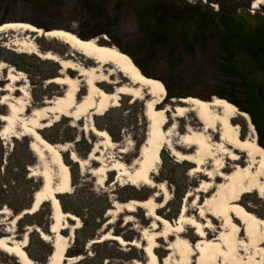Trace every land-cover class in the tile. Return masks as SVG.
<instances>
[{
    "label": "rangeland",
    "instance_id": "1",
    "mask_svg": "<svg viewBox=\"0 0 264 264\" xmlns=\"http://www.w3.org/2000/svg\"><path fill=\"white\" fill-rule=\"evenodd\" d=\"M185 1L194 3L192 0ZM220 2L229 6L224 7L225 10L234 13L248 10L253 14L261 6L259 4L252 7L251 3L247 7L245 0ZM148 4V0H0V23L20 20L44 30L66 28L72 24L74 33L80 38L104 36L107 44L114 45L127 54L144 75L162 82L165 94L157 107L168 106L171 109L180 105L175 99L186 96L204 100H209L213 96L226 99L239 111L247 114L255 140L264 149V75L257 63L235 45L222 49L218 40L219 32L194 22V17L192 20L185 17V20L157 21L158 31L151 34L149 30L141 27L138 20V10ZM218 8L216 3L211 4L213 12ZM12 35L17 39L28 38V33L23 34L19 30L0 33V61L24 75V80L19 84L27 86L30 105L33 107L43 105L44 100L61 93V85L46 82L51 77L59 75V65L52 60L24 52L18 45L11 44L6 38H11ZM35 42L38 50L42 52L52 51L59 56L72 53L74 57L69 58L80 64L86 59L59 40L41 37L35 39ZM69 74L73 76L75 72L70 71ZM5 75L6 70H1L0 87ZM112 79L120 80L122 76L115 72ZM79 84L77 97L84 92V83L80 80ZM103 87L107 91L112 90L107 83ZM148 98L146 94L137 100L120 95L117 106L110 107L101 115L92 116L94 127L96 122L103 124L110 121L117 141L110 137L111 142H107L83 129L86 125L85 117L74 125H71L70 118L61 117L39 131L41 136L51 143H69L68 150L61 155L69 167L72 189L57 197L59 202L61 201L63 211L79 218V226L73 230L71 242L66 250L69 257L81 255L82 258L73 264H133L141 263L145 259L141 232L144 228H149L152 221L145 214V210L137 208L134 212H124L113 218L106 216V210L112 207L114 201L143 199L156 192V188L129 185L124 176L116 181V172L112 170L106 171L103 181L97 183V175L89 171L100 163H89L86 169L80 171L79 166L71 161L68 155L72 150L79 157L85 158L95 146L105 168L115 160L132 166L145 137L144 103ZM111 110L108 118L96 119L104 117ZM246 110L252 112L257 128ZM5 112L6 106L0 103V114ZM175 121L176 126L172 135L174 147L184 152L185 150L178 144V137L184 133V126L188 124L194 126L196 119L194 114L189 112L185 117L177 118ZM235 122L239 125L242 138L246 133V122L241 117H237ZM1 124L0 121V126ZM29 140L28 136L19 139H0V209L5 210L4 213H0V236H11L21 241L26 235L25 252L34 264H44L52 246L47 239H41L40 233L46 238L47 234L52 237V233L48 231L51 223L50 203L43 202L39 211H34L32 215L26 213L31 216L30 219L23 218L19 223L17 222L19 218L15 219L19 211L28 209L32 194L40 184L37 176L28 177L27 167L37 165L33 154L25 153L24 142ZM120 149L123 152H120ZM160 159L159 169L153 179L155 183H165L170 198L159 208L158 213L174 221L185 194L187 192L193 194L199 182L208 181V178L202 172L191 171L192 163L177 161L166 148L161 151ZM206 168H210L209 161L203 166V169ZM218 181L220 179L214 180L213 183ZM197 195L199 200H202L205 194L199 192ZM98 198H105L108 208L103 209L104 203ZM156 200L161 203V197ZM191 200L192 196L185 201L187 209L192 208ZM241 203L264 219V196L252 192L244 195ZM111 218L112 221L106 224ZM126 218H129V221ZM68 225L71 227L74 222L69 220ZM68 231L69 228L63 230V234L67 235ZM105 231H111L127 242L136 241L137 246L120 245L114 240L88 244L89 240L98 239ZM89 234L94 235L88 237ZM167 246L168 241L157 239L155 253L159 262L168 255ZM0 264L19 263L16 257L0 250Z\"/></svg>",
    "mask_w": 264,
    "mask_h": 264
},
{
    "label": "bare ground",
    "instance_id": "2",
    "mask_svg": "<svg viewBox=\"0 0 264 264\" xmlns=\"http://www.w3.org/2000/svg\"><path fill=\"white\" fill-rule=\"evenodd\" d=\"M262 1L253 0L252 7L262 4ZM73 29L72 24L66 28L43 30L20 20L0 23V33L17 30L23 34L28 33V38L17 39L13 35L6 38L11 44L59 65V75L46 82L61 85V93L44 100L43 105L33 107L30 105L27 86L19 84L24 80V75L0 61V71L6 70L0 87V103L6 106V112L0 114V139L30 137L28 149L37 165L27 167L28 177L37 176L40 179L39 187L33 192V203L30 202L31 206L22 213L31 214L43 202L50 203L51 223L48 231L52 233V237L47 234L46 238L40 233L41 239H47L52 246L44 264H73L82 257L66 255L73 230L79 226V218L63 211L57 198V195L68 193L72 189L69 167L61 155L68 150L69 143H51L39 131L61 117L70 118L71 125L85 117L86 125L83 129L111 142L107 132L93 126L92 116L101 115L110 107L117 106L120 95L137 100L144 94L149 96L144 103L147 128L132 166L115 160L105 168L95 146L85 158L79 157L72 150L68 155L79 166L80 171L86 169L89 163H100L89 171L97 175V183L103 181L106 171L112 170L116 172V181L124 176L129 185L156 188V192L143 199L114 201L112 207L106 210V216L113 218L142 208L152 219L149 228H144L141 232L145 259L133 264H262L264 219L241 203L243 196L252 192L264 196V149L255 140L247 114L239 111L226 99L215 96L208 101L186 96L175 99L180 105L174 108L157 107L165 94V88L159 79L144 75L127 54L116 46L107 44L106 37L83 39ZM41 37L63 42L72 51L84 56L85 61L81 64L72 61L69 58L74 57L72 53L59 56L52 51L38 50L35 39ZM70 71L75 74L71 76ZM115 72L121 74L122 79L113 80ZM80 80L84 83V92L77 97ZM105 83L112 87L111 91L104 89ZM189 112L194 114L196 122L194 126L185 125L184 133L178 137V144L185 150L182 152L174 147L172 135L176 126L175 119L183 118ZM237 117L246 122V133L242 138L239 125L235 122ZM164 148L177 161L192 163L191 171L202 172L208 178V181L199 182L193 194H185L174 221L158 213L170 195L165 183H155L153 179L159 169L160 153ZM119 151L123 152L121 149ZM207 161L210 162V168L203 169ZM217 179L220 181L213 183ZM199 192L205 194L202 200L197 195ZM190 196L192 208L187 209L185 201ZM158 197H161V203L157 202ZM4 212L5 210L0 209V213ZM69 220L74 222L71 227L68 225ZM126 220L129 221V218ZM67 228L69 231L65 235L63 230ZM159 238L168 241V255L160 262L155 253ZM26 240V235L21 241L2 235L0 250L16 257L19 264H34L24 250ZM104 240L137 246L136 241L127 242L111 231L103 232L98 239L89 240L88 244Z\"/></svg>",
    "mask_w": 264,
    "mask_h": 264
},
{
    "label": "trees",
    "instance_id": "3",
    "mask_svg": "<svg viewBox=\"0 0 264 264\" xmlns=\"http://www.w3.org/2000/svg\"><path fill=\"white\" fill-rule=\"evenodd\" d=\"M192 1L194 3L185 0H148L149 4L140 7L138 10V20L142 28L149 30L151 34H156L158 31L156 25L157 21L165 19L178 21L185 20V17L191 18L192 20L194 17V22H199L200 25L210 27L219 32L220 36H218V40L222 49L235 45L257 63L259 70L264 75V3L261 4L259 10L250 14L248 10L238 13L229 12L224 8L229 6L221 3L220 0H204V2H202L203 0ZM245 1L248 7L253 0ZM212 3H216L219 7L216 12L211 10ZM229 53L232 55V51ZM246 111L252 117V122L257 128L252 112L250 110ZM111 112L112 110L104 117L96 119H106L110 116ZM144 121L146 129V118H144ZM95 126L97 129L105 130L113 141H117V136H115L112 130L110 121L103 122V124L96 122ZM15 142L18 141L15 140ZM24 144L25 153H31L28 149V142H24ZM98 200L104 203L103 209L108 208L109 205L106 204L105 198H98ZM42 205L43 203L39 206L37 212ZM29 206H31V204H29ZM21 211H19V213ZM23 218L30 219L31 216L24 214L17 222H21ZM92 235L94 234H89L88 237Z\"/></svg>",
    "mask_w": 264,
    "mask_h": 264
},
{
    "label": "water",
    "instance_id": "4",
    "mask_svg": "<svg viewBox=\"0 0 264 264\" xmlns=\"http://www.w3.org/2000/svg\"><path fill=\"white\" fill-rule=\"evenodd\" d=\"M44 30V29H43ZM91 38H95V37H91ZM110 45V44H109ZM52 78V77H51ZM181 98H183V97H181ZM178 99H180V98H178ZM208 101V100H207ZM180 104V103H179ZM175 106H173V108H174ZM68 166V165H67ZM33 203V196H32V202H31V204ZM23 213H27V212H23ZM21 215H22V213H21ZM21 215H20V217H21Z\"/></svg>",
    "mask_w": 264,
    "mask_h": 264
}]
</instances>
